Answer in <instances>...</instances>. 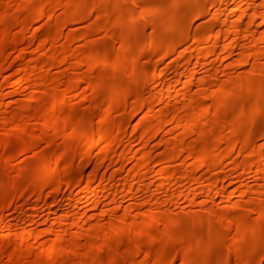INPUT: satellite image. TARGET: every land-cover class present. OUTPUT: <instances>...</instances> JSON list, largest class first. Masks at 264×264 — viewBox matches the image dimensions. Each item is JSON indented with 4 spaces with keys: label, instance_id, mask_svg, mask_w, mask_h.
Wrapping results in <instances>:
<instances>
[{
    "label": "bare ground",
    "instance_id": "obj_1",
    "mask_svg": "<svg viewBox=\"0 0 264 264\" xmlns=\"http://www.w3.org/2000/svg\"><path fill=\"white\" fill-rule=\"evenodd\" d=\"M0 264H264V0H0Z\"/></svg>",
    "mask_w": 264,
    "mask_h": 264
}]
</instances>
